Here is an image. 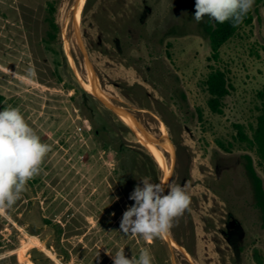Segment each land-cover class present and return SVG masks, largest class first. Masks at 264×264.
Here are the masks:
<instances>
[{"label": "rangeland", "instance_id": "1", "mask_svg": "<svg viewBox=\"0 0 264 264\" xmlns=\"http://www.w3.org/2000/svg\"><path fill=\"white\" fill-rule=\"evenodd\" d=\"M49 2L58 27L52 43ZM194 13L195 0H0V110L18 107L51 145L37 182L29 180L15 204L0 210V264H33L32 257L113 264L107 252L120 249L127 258L147 249L152 264H257L255 253L264 259L243 155H251L263 183L264 174L234 128L241 124L250 135L260 106L263 7L253 5L252 23L221 48L218 62L209 60L202 34L209 17L197 23ZM212 67L230 84L221 114L207 106L203 82ZM106 103L129 111L163 147ZM145 177L186 186L191 197L170 231L151 241L120 232L134 203L129 195Z\"/></svg>", "mask_w": 264, "mask_h": 264}, {"label": "clouds", "instance_id": "2", "mask_svg": "<svg viewBox=\"0 0 264 264\" xmlns=\"http://www.w3.org/2000/svg\"><path fill=\"white\" fill-rule=\"evenodd\" d=\"M254 2L195 0L193 19L199 23L208 16L216 23L231 21L234 27L239 26ZM50 151L51 145L41 141L18 107L7 106L0 110V210L11 208L27 191L28 181L40 174L44 158ZM141 184L129 195L134 203L122 215L120 232L151 241L170 231L173 220L189 209L191 197L186 186L169 183V180L153 183L151 178L145 177ZM107 254L113 264H152L147 249L141 250L138 258L135 255L127 258L123 249L114 255Z\"/></svg>", "mask_w": 264, "mask_h": 264}, {"label": "trees", "instance_id": "3", "mask_svg": "<svg viewBox=\"0 0 264 264\" xmlns=\"http://www.w3.org/2000/svg\"><path fill=\"white\" fill-rule=\"evenodd\" d=\"M255 6H262L264 11V0H255ZM48 12L50 19L49 25L50 30L48 31V39L47 43H52L56 39V33L58 30L57 25L52 18L55 12V6L53 3H48ZM253 14L252 9L248 12V14L244 17L243 22L239 26H233L231 21H226L224 23H216L214 20L207 18L206 20L201 22L202 34L205 38L208 39L211 55L209 57L210 61L218 62L220 58V50L221 48L231 40L238 31L244 27L249 26L252 23ZM205 91L208 94L207 98V106L210 111L214 114H221L223 109V100L229 94L230 84L227 78V74L225 71L220 68L212 67L210 72L207 74L204 82H203ZM257 98L260 101V106L258 109V114L255 119V125L250 126V135L247 134L246 128L241 124H235L234 128L236 129L235 140L240 144L244 145V147L249 150L255 152L258 160L259 166L263 170L264 174V87L257 93ZM3 96L0 95V105L3 101ZM94 123L92 122V125ZM95 129V128H94ZM98 133V130L95 131ZM222 148L226 151H229V148L220 144ZM106 149L109 148L108 144L104 146ZM124 148L120 145L117 148L118 154H123ZM149 161L153 164L154 161L147 155L146 156ZM243 166L246 172V175L250 181L251 188L253 191V199L256 208L260 212L261 219V227L264 228V183L263 179L258 175L256 171V167L254 165L253 158L249 154L243 155ZM124 173L128 174V170H124ZM37 182L36 176L31 179V183L35 184ZM126 187H129L130 184L127 182ZM132 185V184H131ZM130 185V186H131ZM44 222L49 225L51 228L55 229L57 224H54L48 219H45ZM58 227V225H57ZM35 235L34 231L30 232ZM32 252L35 254H40L37 250L33 249ZM254 258L257 264H264V259L261 255L255 253ZM31 261L33 264H42L41 260L38 257H32Z\"/></svg>", "mask_w": 264, "mask_h": 264}, {"label": "water", "instance_id": "4", "mask_svg": "<svg viewBox=\"0 0 264 264\" xmlns=\"http://www.w3.org/2000/svg\"><path fill=\"white\" fill-rule=\"evenodd\" d=\"M96 94L99 96L98 92H96ZM106 105L111 108L119 117L121 116V114H126L128 115L131 120L135 123L136 125V128L139 132L143 133L149 140H151L153 142L154 145H157V146H162L163 147V143L159 140V139H156L154 137H152L136 120V118L127 110H123L121 108H116V107H113L109 104L106 103Z\"/></svg>", "mask_w": 264, "mask_h": 264}, {"label": "bare ground", "instance_id": "5", "mask_svg": "<svg viewBox=\"0 0 264 264\" xmlns=\"http://www.w3.org/2000/svg\"><path fill=\"white\" fill-rule=\"evenodd\" d=\"M97 86L96 85H93V83L91 84V85H88V88L89 89H94L96 92H98L97 91V88H96ZM98 94H99V92H98ZM128 125H131V126H133V127H136V125H135V123L131 120V118L128 116V115H125V114H121V116H120ZM161 131H162V134H163V140L165 141V144L167 145V149H169L168 151H170L171 152V150H170V142H169V139H168V134H167V131L168 130H166V128H165V126L164 125H162V128H161ZM143 134V133H142ZM140 135V138H144V134L143 135ZM162 164H163V167H165L164 165V160H162ZM32 239V238H31ZM36 244V243H35ZM40 245H42V244H40Z\"/></svg>", "mask_w": 264, "mask_h": 264}]
</instances>
